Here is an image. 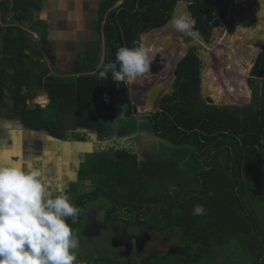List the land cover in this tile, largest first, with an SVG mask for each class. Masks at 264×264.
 Listing matches in <instances>:
<instances>
[{
    "label": "trees",
    "instance_id": "16d2710c",
    "mask_svg": "<svg viewBox=\"0 0 264 264\" xmlns=\"http://www.w3.org/2000/svg\"><path fill=\"white\" fill-rule=\"evenodd\" d=\"M42 1L13 0L12 8L11 2L2 4L0 22L6 26L0 24L1 96L26 127L46 129L49 136L70 142L90 139L100 147L86 155L77 185L69 184L67 194L81 213L75 224L71 218L67 222L78 240L79 231L90 230L95 223L98 214L93 212L89 219L88 205L98 201L108 207L104 214L109 222L104 221L113 225L114 238L122 237L124 230L139 232L132 241L123 236L129 243L113 258L90 255L78 260L80 264H133L136 257H141L140 264H199L224 245L242 249L253 264H264V48L248 80L249 104L218 106L204 99L199 48L191 47L177 65L172 92L161 99L158 112L141 121L135 116L127 81L115 84L111 74L99 78L103 41V57L115 61L119 47L142 44L141 35L167 26L183 0H123L118 7L119 0H102L93 18L97 39L86 43L69 71L58 68L56 51L48 47L49 21L35 18ZM185 1L190 3L194 30L208 43L223 23L226 0ZM27 29L41 36L44 48ZM172 53L164 55L152 47L151 70L160 65L162 76L152 84L168 87L178 58ZM230 71L237 76V68ZM41 93L48 95V106L29 109L27 101ZM70 115L72 122L66 126ZM58 121L62 126H56ZM149 136L159 138V155L139 150ZM197 205H203L206 214L193 215ZM153 231L179 233L182 242L165 254H146ZM128 244L136 254L125 259Z\"/></svg>",
    "mask_w": 264,
    "mask_h": 264
},
{
    "label": "clouds",
    "instance_id": "9594fccd",
    "mask_svg": "<svg viewBox=\"0 0 264 264\" xmlns=\"http://www.w3.org/2000/svg\"><path fill=\"white\" fill-rule=\"evenodd\" d=\"M101 1L102 0L98 2L96 10L90 11L89 13L92 28L89 30L91 33L94 32V34H96V32L93 30V18L94 15L98 13ZM122 1L123 0H119L118 3H122ZM12 2L13 0L11 1V8ZM4 3L5 1H0V16H2V4ZM118 3L115 7L119 6ZM189 5L190 3L188 4V7ZM187 9L188 13H190L189 8ZM8 15L12 16L13 13L10 11ZM257 15L260 19V14L257 13ZM38 17L41 18L40 15ZM47 20L50 24V20ZM169 23H171L177 31L188 34H191L195 25L194 19H192L189 14L174 16ZM0 24L2 27L6 26L3 22H0ZM262 25V23H257L256 29H258V27L262 29ZM51 28H53L52 25ZM27 30L31 33L33 32L30 29ZM87 40L93 41L94 36ZM48 41V47L50 49L56 52L59 51L50 46V39H48ZM34 42L39 44L41 48H44L45 46L44 42L41 44L37 42L36 39ZM247 45L252 47L251 44H246L245 46ZM72 47L76 54L75 57H77V46L74 44ZM191 47L186 49L187 53H185L186 55L184 54L185 57ZM254 51L255 53L249 63L251 68H247L250 70L247 71V78L245 79L248 87V80L251 71L255 65L258 54L261 52H258V50ZM105 53V42L103 41V56H105ZM201 55L202 53L200 54V60L202 58ZM103 56L99 58L97 64L99 78L107 79L109 74H111L112 81L115 84L124 83L126 81H136L143 78L146 74L151 72L153 64L151 50L143 44L134 43L131 47H119L116 52L115 61H106ZM46 60L49 61L47 64L50 65L49 58L44 59V61ZM56 60L58 61L57 58ZM180 61L182 60L177 62L171 76L173 79L172 90L176 81L175 72ZM76 62L77 61H74L72 63L71 69L75 67ZM63 75L75 77L80 75L85 76L86 74ZM157 85L158 83L152 85L151 82H147L142 87L141 97L144 94L146 103L148 89ZM138 88L139 86L135 89ZM237 89L239 90L240 88L237 87ZM228 91L232 92L231 90ZM250 91L251 93L249 94V97L244 95V98L248 101L252 99V90L250 89ZM167 94H162L161 99ZM1 95L2 94L0 93V114L3 113L4 115L5 125L7 126L6 129L12 130L14 126L17 127L19 123L22 124L23 128H18H20L21 133L24 132L25 139H22L21 136L19 137V146L24 144L27 145L28 138H31L34 148H41L42 150L34 153V155H30L25 161L19 163L20 148L15 147L14 149H9L1 145V150L6 153L0 155V264H80L76 251L79 247V241L75 235L74 229L67 221L71 218L72 224H75L81 213V209L74 205L71 197L67 194L69 192V184L67 183L68 179H65L64 174L69 168H71L72 177L77 179L78 171H74V165L72 164L73 153H71L68 144L73 145L81 142H70L67 139H56L53 136H49L46 129L34 130L26 127L23 120L14 115L12 105L9 101ZM3 95L5 96V91ZM38 97L39 94L36 95L34 99L28 100L27 106H29V102H33L35 107L34 102L38 100ZM141 97L139 98V101ZM47 98L49 99V97ZM36 104L40 106L38 102ZM97 105L98 103L95 106ZM146 106L151 108L149 105ZM34 109H36V107ZM151 109V115H154L159 111L160 103L156 111L153 108ZM71 118L72 115L66 118V126L72 122ZM57 125L62 126V123L58 121L56 126ZM80 130H83V128H80L79 132ZM18 131L19 129L14 136H18ZM91 153H94V151ZM174 191L175 187L170 190V194ZM97 211L99 213L98 216L94 217L95 226L100 224L105 225L103 219L104 210L100 208ZM204 214H206V209L203 205H197L193 209V215L195 216Z\"/></svg>",
    "mask_w": 264,
    "mask_h": 264
},
{
    "label": "rangeland",
    "instance_id": "374dc122",
    "mask_svg": "<svg viewBox=\"0 0 264 264\" xmlns=\"http://www.w3.org/2000/svg\"><path fill=\"white\" fill-rule=\"evenodd\" d=\"M0 1L11 2L12 0ZM83 1H86L83 2V5L85 4L88 8L90 7L89 10L82 12L83 15H78L77 13L72 18H64L63 20L67 24L62 22L57 23L56 28L54 25L52 26L53 28H51V25L49 24L47 38L50 39V46L59 50L56 52L58 59L57 65L59 69L71 68L72 62L78 60V57H75L76 54L73 51L72 46L74 44L77 46V56H80L85 50L86 43L91 41L87 39H90L93 36L94 39H97V36H95L96 34H94V32L91 33L89 30L92 29L89 13L90 11L96 10L97 4L100 0ZM73 4L77 5V0H73ZM120 4L121 2L118 3V5ZM188 4V1L185 0L179 2L175 9L174 16L186 14L191 16V14L187 11ZM257 13L260 14V19ZM53 18L57 20L56 17L53 16ZM257 23L263 24L262 29L259 27L256 29ZM32 34L37 42L43 44L39 35L33 32ZM141 41L142 44L150 50H152V47L154 46V48L158 51L162 50V54L164 55L169 52H173L172 55L175 57L181 56L176 59L175 64H177V62L184 57V54L187 52V48H190L191 46L199 48V56L201 53H204V55H201L203 58L201 61V94L203 98H210L214 104L220 106L225 104L228 106H244L250 103L251 99L248 101L244 98L245 96L242 97L238 89L235 92L228 91L233 89L230 83V79L232 78L230 70L232 68H237V75L240 74L238 75L239 77L242 75L243 79H246L247 71L250 70L247 68H251L249 63L255 53L254 50H258V52H260L263 49L264 0H226L224 3L223 23L221 26L216 27L213 30L209 43L204 42L193 29L191 34L182 33L177 31L171 23L160 30H153L147 34L141 35ZM246 44H251L253 46H245ZM182 49L185 51H182ZM159 59L160 58H158V60ZM159 70L160 65L154 66L151 72L146 74L143 78L136 81H127L130 86L132 102L136 107L135 116L141 118V121H143L144 117H147L152 113V109L146 106L144 98L141 97V91L143 89L142 84L158 79L161 80L162 76L159 75ZM172 82L173 79L171 77L167 82L168 87L163 88V94L171 92ZM136 85L139 86L138 89H135L137 87ZM140 85L142 86L140 87ZM47 97L48 95L46 93L39 94L38 100L34 102L35 107L38 106L36 104L37 102L42 108L46 107L49 103V99ZM140 97L141 99L139 101ZM28 104L29 106L27 107L29 109L35 108L33 102H29ZM120 110L121 109L119 108V111ZM117 114H120V112H117ZM18 127L23 128L22 124L19 123L17 127H13V131L9 135L14 136L16 131L19 129V137L21 136L22 139H25L24 132L21 133L20 128ZM82 133H84L83 130H80V134ZM93 135L96 137L97 134L95 131H93ZM146 135L148 136V134ZM43 137L46 138L45 136ZM149 137H144L139 145V150L141 153L159 155L161 153L157 141L159 138L155 136ZM121 141L123 140H120L119 142ZM87 142L88 143L81 142L73 145L68 144L71 153H73L72 164L74 165V171L76 172L79 171L81 164L87 162L85 155L93 151L97 152L100 149V147H96L97 142L90 143L92 142L90 139H88ZM108 144H112V141H109ZM19 148V163L25 161V159H27L30 155H34V153L42 150L41 148H34L31 138H28L27 145L24 144L19 146ZM5 153V151L1 150L0 145V155H4ZM92 165L93 162L90 163V166ZM95 176L99 175L96 173ZM64 177L65 179H68V184L72 182V184L77 185L78 177L77 179L72 177L71 168L66 171ZM100 177H103V175H100L99 178ZM96 178L97 177H95V179ZM88 207L90 208L91 213L96 212V214L99 213L97 211L99 208H102L103 210L108 209V207L101 204L100 201L90 203ZM103 219H106V222H109L106 214H104ZM114 229H118L119 231V228L114 227ZM89 232V235L86 236L87 230L79 231V236L82 241L80 239L78 240L79 247L76 250L78 260H84L90 255L94 257L111 256L109 258H113L112 256L114 254L115 256L118 255V253H120L119 250H121L124 245L129 243L128 241H132L131 238H134L139 234V232L135 230H124L122 234L123 236H129L128 241H124V238H122L123 236L114 238L113 225H109L108 223L105 224V227H95V224H93ZM149 239L150 243L147 245L146 254L151 251H157L159 254H165L170 247H174L182 242L179 238V233L171 234V232L166 235H161L159 232L153 231L149 234ZM129 245L130 244H128V248L124 253L126 257L123 255L125 259H127L131 254V247ZM133 249L135 251L142 250V248L136 247ZM132 254L136 253L133 252ZM247 257L248 255L242 249H233L231 245H224L217 247L213 256H210L208 259L200 262L199 264H253L248 261ZM140 260L141 257H136L133 264H140Z\"/></svg>",
    "mask_w": 264,
    "mask_h": 264
},
{
    "label": "crops",
    "instance_id": "0c3cea01",
    "mask_svg": "<svg viewBox=\"0 0 264 264\" xmlns=\"http://www.w3.org/2000/svg\"><path fill=\"white\" fill-rule=\"evenodd\" d=\"M83 0H77V5L73 4V0H43L42 9L35 14V18L39 15L42 18H47L50 20V24L54 27H57V23H65L64 18H72L77 13L78 15H83V11L89 10V8L84 4ZM60 13H58V12ZM63 11V12H61ZM56 17L57 20H55ZM86 16V15H85ZM60 20V21H59ZM65 28V27H63ZM72 62V61H71ZM73 63V62H72ZM72 65V64H71ZM63 70H72L71 68H65ZM82 124L81 120L79 121ZM5 125L4 115L0 114V145H3L9 149H14L15 147L19 148V131L18 136L9 135L13 130H7ZM113 154L112 151L109 152Z\"/></svg>",
    "mask_w": 264,
    "mask_h": 264
},
{
    "label": "water",
    "instance_id": "95a60500",
    "mask_svg": "<svg viewBox=\"0 0 264 264\" xmlns=\"http://www.w3.org/2000/svg\"><path fill=\"white\" fill-rule=\"evenodd\" d=\"M202 55H204V53H202ZM183 58L181 60H183ZM202 59L203 58H201V61H202ZM162 94H163V87H161V86L158 87V85L150 87L147 91V94H146V98H147L146 105H149L151 108H153L156 111V109L159 107V103H160V99L162 97ZM225 105H222V106H225Z\"/></svg>",
    "mask_w": 264,
    "mask_h": 264
},
{
    "label": "bare ground",
    "instance_id": "6f19581e",
    "mask_svg": "<svg viewBox=\"0 0 264 264\" xmlns=\"http://www.w3.org/2000/svg\"><path fill=\"white\" fill-rule=\"evenodd\" d=\"M239 18H240V16H239ZM179 57H181V56H178V58ZM230 83H231V87L233 88V89H231L232 92H235L237 90V87H238V88H240L239 91H240V95L242 97H244V95H246V97H249V94L251 93V91H250L249 87L247 86V83H246L245 79H243L242 75L240 77L238 75L237 76L234 75L232 77Z\"/></svg>",
    "mask_w": 264,
    "mask_h": 264
},
{
    "label": "flooded vegetation",
    "instance_id": "af4514ba",
    "mask_svg": "<svg viewBox=\"0 0 264 264\" xmlns=\"http://www.w3.org/2000/svg\"><path fill=\"white\" fill-rule=\"evenodd\" d=\"M88 218H89V219H91V218H92V213H91V211H90V210L88 211ZM89 231H90V230L88 229V230H87V233H88Z\"/></svg>",
    "mask_w": 264,
    "mask_h": 264
}]
</instances>
